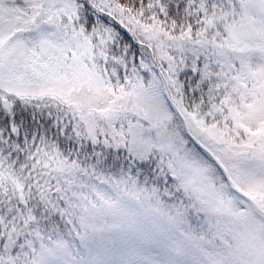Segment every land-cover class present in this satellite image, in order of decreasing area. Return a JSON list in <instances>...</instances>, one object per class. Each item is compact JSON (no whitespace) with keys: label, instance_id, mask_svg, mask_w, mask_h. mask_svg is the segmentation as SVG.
I'll list each match as a JSON object with an SVG mask.
<instances>
[{"label":"snow or ice","instance_id":"obj_1","mask_svg":"<svg viewBox=\"0 0 264 264\" xmlns=\"http://www.w3.org/2000/svg\"><path fill=\"white\" fill-rule=\"evenodd\" d=\"M0 264H264V0H0Z\"/></svg>","mask_w":264,"mask_h":264}]
</instances>
